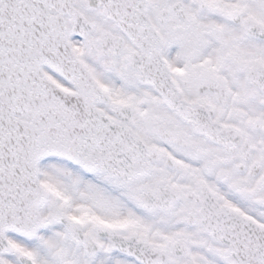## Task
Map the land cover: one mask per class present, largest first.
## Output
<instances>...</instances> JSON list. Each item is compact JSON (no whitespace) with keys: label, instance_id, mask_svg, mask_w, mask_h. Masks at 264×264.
<instances>
[{"label":"snow or ice","instance_id":"snow-or-ice-1","mask_svg":"<svg viewBox=\"0 0 264 264\" xmlns=\"http://www.w3.org/2000/svg\"><path fill=\"white\" fill-rule=\"evenodd\" d=\"M0 264H264V0H0Z\"/></svg>","mask_w":264,"mask_h":264}]
</instances>
